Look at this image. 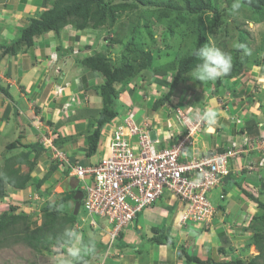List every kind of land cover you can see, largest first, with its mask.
Instances as JSON below:
<instances>
[{
	"label": "rangeland",
	"instance_id": "rangeland-1",
	"mask_svg": "<svg viewBox=\"0 0 264 264\" xmlns=\"http://www.w3.org/2000/svg\"><path fill=\"white\" fill-rule=\"evenodd\" d=\"M53 1L54 0H13L12 2V0H6L8 6L14 9L16 16H22L23 18L25 15V8H29L32 5L51 7L53 6ZM173 1L174 5L171 7L170 12L166 11L168 9L166 6L167 0H163L159 6H138L128 13L121 14L113 27H104L96 30L87 29L82 32L67 28L59 35L55 33L44 34L47 36L42 35L35 39V46L30 48L28 52L34 50L39 52L41 50L39 53L45 52L47 54V56L43 54V57L47 59L43 64H45L44 66L46 68V64H48V68L50 67L48 70H45L49 72V74L43 76V79L40 80L41 94H39L37 98L34 99L31 96H26L27 101H29L28 107L26 106L23 108V103H21V101H17L20 108L15 107L12 103H9V105L5 107V101L3 100L8 98L0 93V171L6 159L9 157L20 155L29 156L30 159L34 157L32 153V149L34 148L7 149V146L15 141L20 133L24 134L22 141L24 143H32L36 146L40 155L38 157L37 166L32 172L34 182L23 191L8 187L6 190L7 195L0 200L1 213L9 211L10 207L24 209L28 206L31 192H36L43 203L39 204L38 212H36V209L31 216H33L32 218L34 221L41 224L44 221L42 217V208L46 205L60 203L61 199L69 193L68 183L71 176L65 175V171L68 170L66 162L61 160L60 157L56 158L49 149H42L39 146V144L42 145L40 140L43 137H47L49 134H51L55 140L61 137L60 135L62 134L69 138V135H73L76 132V136L80 137V140L77 142L79 147L85 148L87 146V137L92 132L90 130V125L87 124V122H83L85 128L77 129L81 122H79V124L75 123L65 114H62L64 117L60 116V111H66V105L70 101H74L75 107L78 109L79 106H82L80 104V99L83 100V96H81L80 93L73 94L74 91L71 90L70 83L71 80L75 81V79L71 78H74L73 74H77L78 77H83L91 73L89 69L82 65V60L96 53L105 54L112 61L114 66L117 65L122 59L125 47L131 36H134L135 47L143 53H147L150 58L139 60L143 62L142 64L145 65L146 68L140 71V73H137L135 78L124 84H117L118 92L114 107L118 111V117H125L129 115L127 114L128 112H132L135 113L137 120L140 122L142 118L136 115V111L143 108L146 109V116L149 115V113H157L161 115L162 119L173 120V118H177L176 121L179 122L181 131H178V133L174 135L184 136L188 134V130L179 116V110L182 114H185L187 118L189 117L194 124L198 123L199 115L208 109L215 110L220 116L225 117L226 115H230L224 122L230 123L231 127L234 128V130H236L235 132L238 134H240L239 130L245 127L244 125H248L247 118L261 123L259 134L249 136L254 138L255 144L257 141V143L260 142L261 147L254 151L255 163L250 158L247 159L246 168L243 169V173L247 172V176L242 178V185L244 187L248 179L247 177L254 179L255 182H253L252 185L257 188L252 192L253 194L255 192L256 196L259 195L264 201V192L260 191L262 183L258 182L260 176L264 179V124L262 125V123H264V10L261 13H256L240 1V9L234 12L231 8L226 12L227 16L222 18L218 23L214 20L213 13L209 12L208 14H204V27L202 31L207 39L206 43H208L209 40L217 47L228 52L237 48L236 45L239 43V37L243 34L245 35L247 50L251 51V54L246 56L248 57V64L241 70L238 77L232 80L221 78L216 82H199L192 80L191 73L187 74L180 83L171 101L167 102L156 111L154 109L155 101L166 94L169 89L166 84L158 81V78H161V75H167L163 77L162 81H166L170 84L177 70L180 58L190 54L196 46L195 40L197 39V33L195 31H198V26L197 23L194 22L195 15L191 16L187 14V9L182 0ZM18 3L19 5L17 6ZM211 3L212 6L216 7L221 13L226 7L227 0H211ZM2 5L0 4V8ZM41 11L42 10H40V12ZM23 18H18L17 21L19 25L23 24ZM19 34L20 33H18L17 36H19ZM16 37L14 39H16ZM8 39L9 38H6L7 41H5V43L8 42ZM51 42L54 43L51 44ZM58 45L62 46L61 52L56 50V46ZM10 58H13V55H10ZM255 58L259 59L260 66L252 64ZM20 73L23 74V71ZM6 74L7 73H5L4 78H10V74ZM1 82H4L3 85L1 84L3 87H8V83L5 82V79L0 80V83ZM10 93L13 96V88L10 89ZM43 102L49 103L48 107L53 108L54 111L57 112L56 119L48 120L52 117V113L48 114L49 117L45 112L42 114V108L39 107L44 105ZM48 107L47 109L45 107V111L49 112L50 110ZM38 109H40V114L37 112ZM94 117L95 116L92 115L91 120H93ZM232 119L233 123H231ZM203 123H205V126L208 125L206 122ZM150 124H153V122L151 121ZM33 127L36 129L37 133H33L31 130ZM167 127L169 131L174 129V125L172 124L166 126L165 129H167ZM112 130L113 125L109 124V126H106L104 135L101 137L103 150H98L92 157L84 155V157L80 159H75L71 154H73L72 151L77 149V144L76 146H71L73 143L64 141L65 138L62 137L60 138L61 142L59 145L57 144V148L60 150L63 157L70 160L72 164L78 163L84 167L96 165L100 161L101 153H105L109 147V139ZM174 131L175 130L172 132L174 133ZM158 132L159 129L155 127L152 133L153 139L161 135V133L158 134ZM241 148L242 147L239 149ZM250 154L251 151L248 152V155ZM245 162L244 160V163ZM239 166H241V168L243 167L242 164ZM251 166L254 167L252 170L249 168ZM22 169L25 172L29 171L26 165H23ZM256 170L257 174L255 176V173L251 172ZM233 188L240 193L235 186ZM246 188L251 192L252 187ZM228 190L229 188L227 191ZM212 195L213 197H211V200L214 207H216L215 204L219 201L227 205L228 201L220 200V190H214ZM246 199L248 200V198ZM228 200L230 201L231 197H229ZM170 202L175 206V214L179 213L183 215L185 211L184 206L178 204L176 198H171ZM68 207L73 208V204L70 203ZM151 208L153 209L155 207ZM180 209H182V212ZM254 210H256L258 214L260 213L257 207L254 208ZM152 213L158 214L154 211H152ZM170 215L171 214H169V218ZM81 216H85L83 210L80 215H76V219L65 229H73L82 234L83 237L84 231H80L77 225V223L83 224ZM243 217L233 218L229 221V224L226 222L227 225L223 223L221 231H241V233H245L244 231H246V227L249 225L251 219H245ZM99 222L101 223L102 221L99 219ZM166 223L168 224V221H166ZM247 223L248 225L246 226ZM21 226L22 225H20L19 228L24 230L27 229ZM214 226L215 225L212 224L213 228ZM194 228L195 225H187L175 231H194ZM60 231L61 230L54 231L56 236L54 233H48V235H46L44 245H48L51 248L50 251L45 250L42 245H40L41 250L32 248L27 243L19 242L17 237L12 234L1 236L0 264H61V261L67 258V253L65 249L59 247V242L63 236V232ZM250 236L251 234L245 237ZM99 237L101 238L100 235ZM248 240L250 241V238H248ZM242 243L244 244V242ZM246 243L247 242H245V244ZM232 244L237 248L243 247L241 249L244 261L248 262L258 255V251L255 247L251 249L248 245H241L237 240H234ZM84 249L87 250L89 248L86 247ZM82 255H84L83 251ZM76 262L78 261H75L74 264ZM258 262L263 263V260L259 259Z\"/></svg>",
	"mask_w": 264,
	"mask_h": 264
},
{
	"label": "trees",
	"instance_id": "trees-1",
	"mask_svg": "<svg viewBox=\"0 0 264 264\" xmlns=\"http://www.w3.org/2000/svg\"><path fill=\"white\" fill-rule=\"evenodd\" d=\"M182 1L187 9V14L191 16L195 15V20H193L198 26V31H195L197 33V39L195 40L196 46L194 50L197 47L205 45L207 41L202 31L204 27L203 15L208 14L209 12L213 13V18L218 23L222 18L227 16L226 12L232 8L233 4V0H227L226 7L222 10L223 12L220 13L216 7L212 6L211 0ZM240 1L256 13H261L264 10V0ZM162 2L163 0H54L53 6L47 7L42 5V11L29 18V24L20 29V34L16 39L0 44V60L6 56H17L18 54L28 53V50L35 46V39L44 34L55 33L59 35L67 28L82 32L87 29L96 30L104 27H113L121 14L128 13L138 6H159ZM173 5V0H167L166 6L168 9L166 11L170 12ZM239 44L245 45V49H247L245 35H240ZM245 49L236 48L228 51L233 56L234 67L233 71L223 78L232 80L238 77L241 70L247 66L248 57H246ZM56 50L61 52L62 46L58 45ZM193 51L180 58L177 70L170 84L166 81H162L163 77L167 75H161V78H158V81L166 84L169 89L166 94L155 101L154 109L156 111L167 102L171 101L183 78L191 73L196 64L199 63L198 58L192 55ZM144 58L149 59L150 57L147 53H143L135 47L134 36H131L125 47L122 59L115 66L103 53H96L82 60V65L84 67L92 72L101 74L105 79L102 85L96 87V93L102 99V108L97 113V116H95L90 122V127L94 130L88 135L86 140L88 147L86 153L87 157H92L98 152L104 128L119 116L117 115L118 111L114 107L118 92L117 84H124L135 78L137 73L143 71L146 66L139 60H143ZM252 64L255 66L259 65V59L255 58ZM0 93L10 101L15 102L14 97L10 93L9 87L5 88L0 84ZM37 112L39 113V110ZM246 120L248 125H244L245 127L241 128L239 133L249 134L251 136L259 134L261 123H258L253 119L249 120L247 118ZM263 124L264 123H262V125ZM23 138L24 134L20 133L18 138L7 146V149L34 148L36 152L32 149L34 157L31 159L26 155L13 156L6 159L4 166L0 171V200L7 195L6 190L8 187L23 191L34 182L32 172L37 166L40 153H38L39 150L36 149V146L33 144L24 143L22 141ZM55 141L56 145H59L61 142L60 137L56 138ZM39 146L42 149L47 150L42 145L39 144ZM23 165H26L29 168V171H23ZM69 172V169L66 170L65 175L69 176ZM254 173L257 174L256 171H254ZM242 178L243 177L239 180L233 173H230L225 179L231 186H235L241 194L246 196V198H248V200L260 210V213L254 215L249 225L246 227V231L248 230L252 232L248 246H255L258 255L250 259L248 262L240 258H235L228 262H217L215 264H264V201L259 195L256 196L243 187ZM258 180V182L262 183L260 191L264 192V179L260 176V179ZM75 181L76 179L69 178V193L61 199L60 203L46 205L42 208V217L44 221L41 224L34 221L32 218L33 216L31 215L23 212L18 213V209L15 207H10L9 211L3 213L0 212V237L6 234H12L17 237L19 242L27 243L32 248L41 250L40 245H42L45 250L50 251L51 248L48 245H44L46 235L59 230H61L60 232H63V230L76 219V216L74 215V197L78 191H81V187L79 182ZM70 203L73 204V208L68 207ZM20 225H22V228L25 227L27 229L24 230L19 228ZM80 231H84L83 246L84 248L87 247L89 249L83 251V260L78 261L75 264H97L104 256L108 247L101 241L99 232L92 227L85 226ZM122 235L123 234L120 235V240L123 238ZM154 236L153 240L156 243H164L172 246L175 245L173 240L170 239L166 229L155 228ZM117 241L114 243L113 247H115ZM181 253L186 257L187 262L192 264H203V261L198 257L190 256L182 250ZM259 259H262L263 263L258 262ZM107 264H112V258L108 259Z\"/></svg>",
	"mask_w": 264,
	"mask_h": 264
},
{
	"label": "crops",
	"instance_id": "crops-1",
	"mask_svg": "<svg viewBox=\"0 0 264 264\" xmlns=\"http://www.w3.org/2000/svg\"><path fill=\"white\" fill-rule=\"evenodd\" d=\"M0 4H3L0 8V44L5 43V41H7L6 38H9L8 41L14 39L18 35L20 29L29 24V18L35 16L40 12V10L43 9L41 6L34 5L30 6L29 8H25V15L23 18L22 16H16V14L14 13V9H11L8 6L6 0H0ZM18 5L19 3L17 4V6ZM18 18H23V21L21 20L23 23L22 25H19L17 21ZM52 43L54 42H51V44ZM39 52L34 50L32 52L29 51L25 54H18L17 56H13L14 62L13 58H10V56H6L2 58V60H0V80L5 79V82L8 83V87L10 89L13 88V97L15 99V102L10 101L9 99L3 100L5 101V107L8 106L9 103H12L15 105V107L20 108L17 101H21V103H23V108L26 106L28 107L29 101H27L26 96H31L35 99L39 96V94H41L40 80L43 79V76H47L49 74V72H46L45 70H48L50 67L48 68V64H46V68L44 66L45 64H43L47 60L43 57V54L45 56H47V54L45 52ZM21 71H23V74L20 73ZM5 73H7L6 75L10 74V78H4ZM73 77L74 78L71 79H75V81L71 80L70 87L71 90L74 91L73 94L80 93L81 96H83V100L80 99V104L82 106H79L78 109L75 107V102L70 101L66 105L67 110L60 111V116L64 117L62 114H65L75 123L79 124V122H81V124L78 125V128H76L84 129L85 124H83V122H87V124L90 125V122L92 121L91 116H97V113L102 108V99L96 93V87L102 85L105 79L101 74L92 71L91 73L83 77H78L77 74H73ZM3 83L4 82H1L0 84L3 85ZM48 106L49 103H44V105L39 107L42 108V114L44 112L46 113V115L52 113V117L48 120L56 119L57 112H55L53 108H49ZM45 107L46 109L48 107L50 111H45ZM142 109L143 108H140L139 111H136V115L139 118H142V120L144 119L143 121L147 120L150 123L152 121V125H154L156 129H159L158 134L161 133V135L159 136H161L164 141L166 140L165 143L167 145L171 144L169 142L171 135L177 134L178 131H181L180 124L178 121H176L177 118H173V120H166L162 119L161 115L157 113H149V115L146 116V109ZM38 110V114H40V109ZM229 116L230 115H226L224 117L218 114L219 123L216 126H205V123H203V127H199L197 132L192 135L191 144L187 149H185L184 156L185 158H191L193 155L199 156L210 152H222L227 149L233 148L234 145H236V149L242 147L239 150H242L244 152L237 159L231 160L230 162L231 173H233L234 176L240 180L241 177L244 178L245 176H247V173H243V169L246 168L247 159L250 158L255 163L253 154L256 149H260L261 144L260 142L257 143L258 141L255 144L253 140L254 138L249 137L251 136L249 134L236 133V130L231 127L230 123L224 122V120L228 119ZM233 119L231 123H233ZM170 124L174 125V129H172V131L175 130L174 133L171 130L170 132L168 127L167 129H165V127L169 126ZM31 130L33 131V133H37L34 127L31 128ZM90 130L93 132L94 129L90 127ZM73 135H69V138L65 137L64 134L60 136L62 138H65V141L73 143L71 144V146H76L77 144V149L72 151L73 154H71V156H73L75 159H80L84 157V155H86L88 147L86 146L85 148H80L79 144L77 143L78 140H80V137L76 136V132ZM182 137L183 135L173 136L174 141L177 142L182 139ZM25 143L28 144L29 142ZM250 151L251 154L248 155V152ZM244 160L246 161L245 163ZM240 164L243 165L242 168L241 166H239ZM247 178L248 179L245 182L244 187H252V192L257 188L256 186L252 185L255 180L250 177ZM233 187L234 186H231L230 183L226 181V179L223 181V183L216 190H220V200L228 201L227 205H224L220 201L215 204L217 211L212 221L214 223L211 222L208 226H196L194 228V231H175L183 226L182 215H180L179 213L175 214V206H173L170 202V197H167L168 200L163 198L157 201L152 206L155 208H150L151 210L146 209L139 212L134 223L131 224L122 233L123 238L121 240L118 239L117 244L112 248V264H192L186 261V257L183 256L181 250L185 251L190 256L198 257L203 261V264L228 262L234 260L235 258L244 260L241 249L243 247L237 248L234 244H232V242L234 240H237L241 245L247 246L250 242L248 238H251V236H245H249L250 234L252 235V233H250L249 231H244L245 233H241V231H221V227L223 226V223L227 225V223L229 224V221L231 219H236L240 216H244L243 218L245 219H252V217L256 215L257 212L256 210H254L256 206L252 202L247 200L243 194L238 193L237 190ZM228 188L229 190L227 191ZM221 195H224V198H221ZM254 195H256L255 192ZM229 197H231L230 201L228 200ZM152 211L157 212L158 214L152 213ZM180 211L182 212V209H180ZM169 214H171L170 218ZM166 221H168V224L166 223ZM212 224L215 225L214 228L212 227ZM247 225L248 223L246 224V226ZM155 228L166 229L170 239L173 240L175 245L172 246L164 243H156L153 240L155 237ZM99 235L103 237L100 233ZM242 242H244V244ZM245 242L247 243L245 244ZM252 247L254 246H250L251 249Z\"/></svg>",
	"mask_w": 264,
	"mask_h": 264
},
{
	"label": "built area",
	"instance_id": "built-area-1",
	"mask_svg": "<svg viewBox=\"0 0 264 264\" xmlns=\"http://www.w3.org/2000/svg\"><path fill=\"white\" fill-rule=\"evenodd\" d=\"M127 114L112 121L109 147L101 153L96 165L72 164L63 157L51 134L40 140L45 149L66 162L70 176L81 183L84 199L79 215L83 210L85 216H81L83 224L77 223L78 228L88 225L100 231L101 241L108 247L97 264H107L114 243L134 223L138 213L151 208L166 194L176 197L184 206L183 225H209L216 208L208 194L231 173V160L244 152L234 145L225 152L185 158V149L201 121L194 124L179 110L188 134L178 142L171 135V144L167 145L159 135L152 138L155 127L150 122H139L135 113ZM99 148L102 151L103 144ZM28 202V206L20 209L28 215L36 209L38 212L39 204L43 203L38 194L30 196Z\"/></svg>",
	"mask_w": 264,
	"mask_h": 264
},
{
	"label": "clouds",
	"instance_id": "clouds-1",
	"mask_svg": "<svg viewBox=\"0 0 264 264\" xmlns=\"http://www.w3.org/2000/svg\"><path fill=\"white\" fill-rule=\"evenodd\" d=\"M240 7H241L240 0H233L232 10L234 12L238 11L240 9ZM236 47L239 49H245V45L239 44V43H237ZM245 54L250 55L251 51L245 49ZM192 55L197 57L199 60V63L196 64L195 68L191 72V77H192L193 81L216 82L219 79L228 76L233 71L234 64H233L232 54L227 52V51L222 50L219 47H217L215 44H213L209 40H208V43H206L202 47H197L193 51ZM198 119H199L198 121H201V123H202L200 126L201 128L203 127L202 126L203 122H206L209 126H216L219 123L218 113L215 110H211V109L205 110L201 115H199ZM102 134H104V130H103ZM102 137H103V135H102ZM101 143H102V141H100V145H101ZM227 150H225V151H227ZM225 151H222V152H225ZM210 153H214V152H210ZM67 169L70 170V167L67 166ZM252 173H254V172H252ZM69 176H70V172H69ZM71 178H73V177H71ZM79 184L81 187L80 182H79ZM217 188L213 189L211 191V193L208 194L210 201H211V197H212V192L214 190H216ZM81 191H82V189H81ZM34 194H36V192H34V193L31 192L30 196L34 197ZM167 197H170V195L166 194L165 197H163V198L168 200ZM170 198H176V197L171 196ZM176 200H177L178 204H181V202L177 198H176ZM216 211H217V208H216ZM17 212L21 213L23 211L18 209ZM78 215H79V213H78ZM183 226H187V225H183ZM196 226H202V225H195V227ZM205 226H208V225H205ZM59 247L65 249L66 253H67V258L62 260L61 264H74L75 261H82L83 260L82 251H85L84 246H83V237H82V234L78 233L77 231H75L73 229H65L63 232V236L61 238V241L59 242Z\"/></svg>",
	"mask_w": 264,
	"mask_h": 264
},
{
	"label": "water",
	"instance_id": "water-1",
	"mask_svg": "<svg viewBox=\"0 0 264 264\" xmlns=\"http://www.w3.org/2000/svg\"><path fill=\"white\" fill-rule=\"evenodd\" d=\"M84 199V192L83 191H78L74 197V215H78L81 206H82V201Z\"/></svg>",
	"mask_w": 264,
	"mask_h": 264
}]
</instances>
